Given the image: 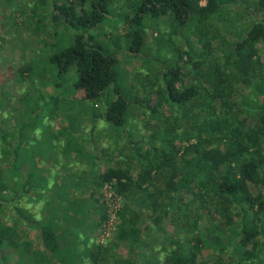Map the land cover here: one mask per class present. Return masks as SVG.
<instances>
[{"label":"trees","instance_id":"1","mask_svg":"<svg viewBox=\"0 0 264 264\" xmlns=\"http://www.w3.org/2000/svg\"><path fill=\"white\" fill-rule=\"evenodd\" d=\"M35 1L20 11V26L43 47L15 71L26 87L10 96L16 120L11 112L0 117V249L19 232L28 236L24 222L40 230L43 245L27 239L13 264H198L218 241L228 256L223 263L264 264V0ZM171 16L175 29L149 35L147 17L165 23ZM111 17L108 35L102 27ZM124 51L147 59L125 82L117 73ZM69 70L75 92H84L82 115L65 112L70 106L57 95V77ZM40 82L55 93L45 94ZM19 96L36 102L23 107ZM46 107L50 121L66 119L81 141L63 144L78 154L94 152L100 141L88 135V123L106 119L114 134L124 132L125 139L110 137L103 153L116 161L94 180L122 197L117 231L107 243L89 233L82 241L93 244L89 253L66 225L28 202L36 183L30 158L41 145L36 131ZM77 117L86 128L75 126ZM96 186L88 198L98 228L109 208L95 197ZM203 215L210 222L202 225ZM122 246L127 253L120 255Z\"/></svg>","mask_w":264,"mask_h":264},{"label":"rangeland","instance_id":"2","mask_svg":"<svg viewBox=\"0 0 264 264\" xmlns=\"http://www.w3.org/2000/svg\"><path fill=\"white\" fill-rule=\"evenodd\" d=\"M8 1H11V2L7 3V0H0V117L4 116L8 118L10 117L9 114L11 112L12 114L14 113L11 118V120L13 121V120H16V117L18 116L19 113L18 111H16L15 106H12V105H17L16 97L12 98L10 96L12 93L16 91H22V87H23V91L26 88L25 86H22V84H20L18 77L15 74V71L17 67L21 64V62L27 59V56L29 55V53L32 55L33 54L36 55L40 52V49H42L43 46L39 42V40L38 41L37 39L32 40V37L34 35H32L29 30H24L21 28L22 26H20V22L22 20V15L20 11L22 9L24 11L27 10L30 5H35L37 4V2L35 0H8ZM127 1L130 3L132 1L134 2L135 0H127ZM123 2L124 0H119V3H117L118 6L122 4ZM115 21L116 19L114 17L107 18L105 20V24L102 27V30L108 33V35L109 33L111 34V31L113 30L112 26L115 23ZM144 21H145L144 23L147 25L149 35H152L153 33L154 35L155 33L158 34L160 33V31H163L165 29L170 31L177 27V23L174 21L172 16L170 17V20L165 23H160L157 21L153 22L148 17ZM120 25H123V24L120 23ZM119 59L120 60L117 65L118 79L119 81H124V82L129 81L127 79H130V80L133 79V76L137 72V67H140L147 61V59L140 58L138 56L129 55V53L125 51L119 56ZM57 79L60 81V86H59L60 88L58 89L57 95H59L60 97H65L67 101V104L65 105L70 106L67 110H65V112H68V113L72 112L75 115L76 114L79 115L82 110H85V108H83L84 105L82 104V101L80 100V98L83 97L84 92L82 90L75 92L72 86V83L75 80L74 70H69L68 72L63 73L61 77L59 76L57 77ZM43 81H46V79H43ZM39 88L44 90L45 94L47 91L48 92L56 91L53 85L50 84L48 87L47 86L45 87L43 82H40ZM30 99H33V101L36 102L35 97L31 98V97H20V96L18 97V102L23 107H27L29 106V104H31ZM8 103H10L11 105L9 106ZM104 106H105V103L102 100L100 102V105L96 107V111L101 112L102 110H104ZM44 112H45L44 114H46V117L42 119V124L39 127V129L36 131V136H38V142L40 144H45V145L49 144V146H46L47 148L45 147V145L40 146V148L38 147L39 150L36 149V153L34 154L37 158L41 156V159L36 160V163L37 164L40 163L39 165L41 166H46V164L43 163V160L46 158L47 154L51 158L62 157L61 155H62L63 145L60 146L59 143L60 141H68V140L70 141V139L68 138L66 134H63L62 132H60L61 130H63L64 127H66V123L64 122V120L66 119L50 121L47 118V116L51 113V110H49V107H46ZM84 113H87L86 115H89V116L91 115L90 110L83 111V114ZM82 121H84V119L81 120L79 117H77L75 119V123H76L75 126L76 127L82 126L86 128L85 124L84 123L82 124ZM109 127H110V124L106 119H99L96 124H94V122L93 124L88 123L87 124L88 131L86 130L88 135L92 134V137H94L95 141L100 140L99 145H97L98 147V150L96 151L97 153L95 152L99 157L96 156V154L94 155V153H92L89 156V158L91 159V156L94 155L97 163H99L100 161H103L106 165H107L106 158L108 157L104 156V153H103L104 148H109L108 144L110 141L113 143L114 141V140L112 141L113 137L115 138L121 137V140L125 139L124 132L121 128L118 129L117 131L118 136H117L116 134L113 133L114 130L109 129ZM44 128L46 129L44 130ZM57 133H59L58 135H56L58 140L57 139L54 140L50 138L51 137L50 134H57ZM111 136L112 138H110ZM75 144H76V141L75 143L73 141L71 142V145H75ZM214 152L218 153V151L216 150H214ZM116 154L117 152H115V154L113 155L115 156ZM74 158H76V156H74ZM30 159L32 163L33 157H31ZM99 164L100 166H96L98 169L95 168L97 172L100 171L102 167L101 163ZM25 168H27V166ZM52 168L54 169L55 165ZM91 179L92 177L89 176L88 183L85 182L84 180H81V183L77 182L75 184V181H74V182H71V185L74 186L75 184L77 187H79L81 184L83 191H86L85 187L91 184L92 182ZM96 187L97 188H96L95 197H97V199H100V201H104L105 197L108 196V194L105 193L104 185L100 187H98L97 185ZM90 191L93 192L94 190L92 191V188H91ZM41 198L42 197L37 196L31 190V193L28 196V200H29L28 202L29 204L33 206H37V207L39 206L40 208H42V211H44L45 213L46 207L48 206V199L46 198V195L45 197H43L45 199H41ZM32 219L34 218L32 217ZM200 222L202 225L205 222L209 223L210 217H208L207 215H203ZM5 223L10 224V225L13 224L12 220H10L9 218L5 219ZM88 223L90 227L89 231L93 230V227H94L93 231L91 232L87 231L86 232L87 234L85 233L84 230L79 231V229H77L74 231L75 234L76 233L78 234L79 232L81 234L83 233L84 235L82 238L83 241L87 240L88 239L87 236H89V233H91V236L93 239H97V241L100 243H107L108 240L110 241L115 236V232L117 231V229L111 230L110 234L107 235L104 232L105 226L103 224L102 226L96 228L94 219H91L90 222ZM21 228L22 229L29 228L28 236H25L23 235L22 232H19L17 237L15 238L10 237L8 242L5 243V245L0 249V264L4 263L3 260L5 258L9 259L10 261L13 258L12 260L15 261L17 256L14 254L17 253V250L19 249V247L24 246L25 241L27 239L30 242H32V244L36 248L41 247L43 245L42 240H41L40 230L38 228H36L35 226L28 227L25 222L23 223ZM151 235H157L155 230H152ZM167 238H169V235H167ZM174 238L176 240L178 239L176 234L174 235ZM148 241H149L148 242L149 244L151 241V238H149ZM176 243H178V241H176ZM216 243L218 244V247H212V248H209L203 251L202 255L200 256L198 260V264H227L223 262L227 261L228 256L225 254H222L220 250L217 249L221 247L223 243L219 241ZM92 245L93 244L86 245L85 243L82 246L83 249H85L86 247L84 253H89V250L91 249ZM151 247L155 249V246L153 245L151 246V244H149L148 246L149 251ZM150 252L152 253L151 256H154L153 249ZM126 253H127V248L125 246H122L121 248H119L118 254L123 255ZM11 263L13 264L12 261Z\"/></svg>","mask_w":264,"mask_h":264},{"label":"crops","instance_id":"3","mask_svg":"<svg viewBox=\"0 0 264 264\" xmlns=\"http://www.w3.org/2000/svg\"><path fill=\"white\" fill-rule=\"evenodd\" d=\"M63 131L64 132L62 133L66 134L70 139V141L67 142L71 144L72 141L74 143L76 141L75 145L70 146L74 147L81 144V141L67 129V126L63 128ZM65 142L66 141H61V146ZM42 145L45 144H35V147L32 146L33 154L31 157H33V175L36 182L32 188V191L37 196L45 197L46 195V198L48 197V206L46 207V212L44 215L51 221L56 223L61 222L62 226L66 225L64 228L66 232L69 230L70 233L75 234L74 231L77 229H79V231L84 230L85 233L87 231L89 232L90 227L88 222H90L91 219H94L95 212L93 210V204H91L88 196L90 189L92 188L93 191L96 186L94 184L95 176L99 174L106 165L103 161H100L99 163L102 165L100 171L97 172L95 170V168L98 169L96 166H100V164L95 160L96 158L94 156L97 153L96 151L98 150V147L95 148L96 150L94 152H86L85 154H76V152L62 148V157L60 158H51L47 154L46 158L43 160V163L47 166L46 167L39 165V162V164H37L36 160L41 159V156L37 158L34 155L36 153V149L39 150L40 146ZM97 145H99V142ZM92 153H94V155L91 156L90 159L89 156ZM74 156H76V158H74ZM115 161V158L114 160L107 159L106 166H113ZM54 165L55 168L53 169L52 167ZM26 166L27 168H25ZM30 169L31 167H29L27 163L23 164L22 171L24 173H27ZM89 176L92 177V182L90 185L85 187L86 191H83L81 184L79 187L75 185L77 182L81 183V180H84L88 183ZM74 181L75 184L72 186L71 182ZM72 225L73 228H70ZM78 234L75 240L78 242L79 239V242L81 241V246H83L84 242H82V238L84 235L83 233H80L79 235Z\"/></svg>","mask_w":264,"mask_h":264},{"label":"built area","instance_id":"4","mask_svg":"<svg viewBox=\"0 0 264 264\" xmlns=\"http://www.w3.org/2000/svg\"><path fill=\"white\" fill-rule=\"evenodd\" d=\"M104 188H105V193L108 194V196L105 197L106 201L104 199L103 202H106V205L108 206L109 210H108V220L103 225L105 226L104 227L105 234L109 235L111 230L117 229V224H118L117 210L122 205V197L114 193L110 184L108 183L104 184Z\"/></svg>","mask_w":264,"mask_h":264}]
</instances>
